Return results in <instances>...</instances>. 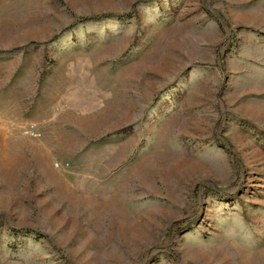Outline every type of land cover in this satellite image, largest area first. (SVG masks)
Returning a JSON list of instances; mask_svg holds the SVG:
<instances>
[{"label": "rangeland", "instance_id": "rangeland-1", "mask_svg": "<svg viewBox=\"0 0 264 264\" xmlns=\"http://www.w3.org/2000/svg\"><path fill=\"white\" fill-rule=\"evenodd\" d=\"M0 264H264V0H0Z\"/></svg>", "mask_w": 264, "mask_h": 264}]
</instances>
